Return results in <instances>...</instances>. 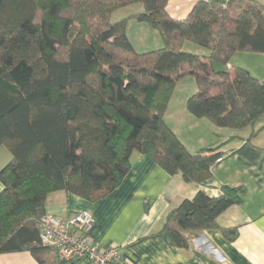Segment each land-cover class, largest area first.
I'll use <instances>...</instances> for the list:
<instances>
[{
	"label": "trees",
	"instance_id": "obj_1",
	"mask_svg": "<svg viewBox=\"0 0 264 264\" xmlns=\"http://www.w3.org/2000/svg\"><path fill=\"white\" fill-rule=\"evenodd\" d=\"M168 2L0 0V145L11 155L0 169V253L28 251L39 264H65L39 239L46 196H105L134 151L186 182L207 180L220 153H190L163 118L180 78L195 80L186 100L195 117L235 129L264 120V81L226 67L235 52L264 53V2L196 0L183 18L169 14ZM134 3L143 9L129 17L156 30L160 48L135 51L127 17L111 21ZM185 41L209 53L183 50ZM221 189L215 197L199 190L169 211L163 230L172 247L187 248L197 232L217 228L218 214L245 194L241 186ZM223 233L231 238L236 230Z\"/></svg>",
	"mask_w": 264,
	"mask_h": 264
},
{
	"label": "crops",
	"instance_id": "obj_2",
	"mask_svg": "<svg viewBox=\"0 0 264 264\" xmlns=\"http://www.w3.org/2000/svg\"><path fill=\"white\" fill-rule=\"evenodd\" d=\"M195 1L178 0L171 12L167 10L171 16L183 18ZM131 45L135 51L145 52L160 48L162 41L144 50ZM200 48L189 41L182 47L201 55L209 53ZM233 66L243 67L264 81V53L235 52L226 67ZM177 85L181 86L171 94L163 118L190 153L203 148L220 153L222 160L214 162L207 180L186 182L180 173L169 174L148 155L134 151L129 170L111 192L88 201L62 190L54 191L45 198V212L65 218L80 210L89 211L94 218L90 232L93 242L99 247L121 246L132 264H264V120L241 129L217 127L186 109L187 98L197 89L194 78L182 77ZM0 150L1 169L11 155L2 145ZM224 185L244 187L242 200L218 214L217 228L197 232L187 248L172 247L163 230L169 211L199 190L210 197L218 196ZM223 230H236V234L230 238ZM0 264L39 263L30 252L16 251L0 253Z\"/></svg>",
	"mask_w": 264,
	"mask_h": 264
},
{
	"label": "built area",
	"instance_id": "obj_3",
	"mask_svg": "<svg viewBox=\"0 0 264 264\" xmlns=\"http://www.w3.org/2000/svg\"><path fill=\"white\" fill-rule=\"evenodd\" d=\"M222 160L218 156L215 162ZM94 218L87 210L69 217L45 213L37 221L39 239L43 245L57 250L64 262L83 260L88 264H132L119 245L97 246L90 234Z\"/></svg>",
	"mask_w": 264,
	"mask_h": 264
},
{
	"label": "rangeland",
	"instance_id": "obj_4",
	"mask_svg": "<svg viewBox=\"0 0 264 264\" xmlns=\"http://www.w3.org/2000/svg\"><path fill=\"white\" fill-rule=\"evenodd\" d=\"M177 1L178 0H169L167 8L170 12L173 10L174 3ZM142 9H143V7H142L141 3H134L130 6H128L127 8H122V9L120 8L119 10L114 11L112 13V16H111L112 22L120 20L124 17H127L126 23H125V28L126 27L127 28L125 29V31H126V34H128V37H129L131 43L134 45V48L136 47L138 50H144V48L148 49L149 47L152 48L153 46H156L157 44L161 43V41H162L158 32L156 30L154 31L152 28L148 27L147 26L148 24L146 22L138 21L134 18L129 19L130 18L129 16L131 13L138 12ZM137 23H139L140 25H138ZM143 26L148 28L149 31L144 32L143 30H146V29H144V28L142 29ZM154 49H156V48H154ZM200 49H203V48H200ZM180 86L181 85H179V86L175 85L172 93L176 92ZM203 118H205V117H203ZM215 126H217V125H215ZM217 127H222V126H217ZM0 153H2V150H0Z\"/></svg>",
	"mask_w": 264,
	"mask_h": 264
}]
</instances>
